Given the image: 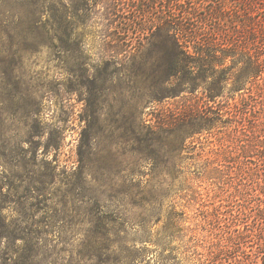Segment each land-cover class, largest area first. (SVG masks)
Listing matches in <instances>:
<instances>
[{
	"label": "rangeland",
	"instance_id": "1",
	"mask_svg": "<svg viewBox=\"0 0 264 264\" xmlns=\"http://www.w3.org/2000/svg\"><path fill=\"white\" fill-rule=\"evenodd\" d=\"M111 1L114 2L0 0V50L22 52L13 62H8L7 67L12 78L19 80L22 88L29 89L32 101L41 106L37 115L40 128L34 130L32 121L28 120L27 125L19 119L18 97L0 102L3 120L0 127V218L14 224L24 210L28 214V227L35 221L38 227H43L49 214L55 224L52 234L47 235L51 259L56 264H68L70 259L72 264H93L91 260L78 259V249L86 240L85 229L89 227L84 214L87 203L73 202L70 187L82 178L87 183L82 189L85 196L100 195L110 209H127L134 219L144 209L130 204L127 191L136 194L138 180L150 177L146 191L153 194L157 203L154 207L161 214L159 221L153 218L154 230L162 228L171 211L180 212L184 235L175 241L184 245L180 251L191 246V257L204 261L203 264H219L215 259L220 245L225 244L231 256L239 253L238 244L227 236L237 229L244 232L255 224L256 203L252 196H260L264 191L263 169L260 168L261 177L258 175L260 184L253 182L255 158L237 155L232 123L219 122L196 139V158L184 161L182 173L175 181L165 170H151L147 160L126 148L131 132L122 126L120 117L141 110L138 80L129 79L121 71L107 75L104 70L99 80L94 75L97 66L103 68L102 60L114 49L111 43L118 39L119 43L130 40V44L136 49L140 46V50L143 46L153 47L159 30L157 17L171 12L169 6H163L164 0L162 4L155 0H116L118 5L110 13L107 4ZM218 1L225 14L230 15L231 1ZM171 2L168 0L167 4ZM142 3L148 6L142 7ZM71 28L73 38L68 36ZM170 29V25L164 28L165 31ZM29 34L55 39L53 37L51 43L42 42L32 50L31 42L22 38ZM111 69L113 65L108 71ZM198 89L202 95L203 86ZM240 91L234 92L232 101L240 102ZM90 98L96 101L98 111L93 118L89 148L82 146V141L87 123L86 100ZM178 99L179 95L162 103L145 104V117L153 122L164 105L172 107ZM1 144L13 146L18 154L1 155L6 151ZM241 159L245 166H250L247 174V169L240 168ZM41 175L50 181L44 188L35 184V179ZM75 191L81 190L77 187ZM78 207L80 213L76 212ZM66 210L70 216H64ZM57 231H60L59 237ZM6 242V238H0V264H20L10 259L12 250L5 249ZM220 256L223 261L228 259L226 253Z\"/></svg>",
	"mask_w": 264,
	"mask_h": 264
},
{
	"label": "trees",
	"instance_id": "2",
	"mask_svg": "<svg viewBox=\"0 0 264 264\" xmlns=\"http://www.w3.org/2000/svg\"><path fill=\"white\" fill-rule=\"evenodd\" d=\"M113 1L107 4L110 13L118 5L116 0ZM230 1L231 14L226 15L218 0H172L170 4L164 0L163 6H169L171 14L157 17L159 30L153 47L143 46L140 50V46L134 48L130 40L124 39L119 43L118 39L111 43L114 49L102 60L103 68L97 66L94 75L99 80L104 70L107 75L121 71L129 79L138 80L141 110L137 114L124 113L120 117L122 126L131 132L126 148L147 160L151 170H165L173 181L182 173L184 161L196 158V139L205 131H211L219 122L232 123L231 131H235L237 140V155L245 159L255 158V173L252 175L256 176L253 182L260 184V168L264 172V0ZM155 2L162 4L161 0ZM33 5L32 2L30 6ZM144 5L148 6L142 3V7ZM167 25L172 29L165 31ZM68 31L69 38H73L72 28ZM53 37L29 34L22 38L30 41L29 46L36 50L38 44L46 41L51 43ZM9 38L13 40L11 35ZM124 42H127L126 45ZM21 53L19 50H0V102L18 97L17 106L21 112L19 119L26 123L32 121L31 127L36 130L40 128L37 119L41 112L40 103L32 101L29 89L22 88L19 80L12 78L11 70L7 67L8 62H13ZM110 65H113V69L108 71ZM200 86H203L202 95L198 93ZM237 91L241 92L240 102L232 101ZM178 95L180 99L175 105H164L153 122L145 117V104L162 103ZM219 97L222 98L218 100ZM86 102L87 123L84 126L85 139L82 146L90 148L93 118L98 107L94 98ZM2 123L0 115V127ZM1 146L6 148L1 155L9 157L12 152L18 154L13 146ZM240 163V168L247 169V174L250 166H245L243 159ZM243 179L247 185V176ZM261 180L264 181V173ZM149 181L150 177L139 179L136 194L127 191L130 204L144 209L134 219L127 209H110L100 195L92 193L85 196L82 189L87 187V183L82 178L70 187L73 202L79 200L87 203L84 214L88 218L89 227L85 229L86 240L78 249V259L91 260L93 264L204 263L190 256L191 246L181 252L180 248L184 245L175 244L184 235L180 212L171 211L162 228L154 230L151 225L153 218L159 221L161 214L154 207L157 203L153 200V194L146 191ZM49 182L42 175L35 179V184H41L43 188ZM77 187L80 192L75 191ZM252 197L256 203L255 224L248 226L244 232L237 229L227 236L231 238L230 241L234 239V243L238 244L239 253L231 256L228 254L229 249L222 244L216 255L217 263L264 264V191L260 196L254 194ZM64 202L66 204L67 201ZM67 212L64 211V216H70ZM76 212L80 213L79 207ZM19 215L22 219L14 224L12 221L7 224L0 218V238H6L5 249L12 250L10 259L20 264H56L51 259L52 249L48 246L50 240L47 238L55 227L53 217L48 214L43 227H38L36 221L32 227H28V214L21 210ZM53 216L56 217V214ZM130 231L140 235L134 236ZM248 246H251L250 250ZM223 253L228 256L224 261L220 256ZM72 263L70 259L68 264Z\"/></svg>",
	"mask_w": 264,
	"mask_h": 264
}]
</instances>
